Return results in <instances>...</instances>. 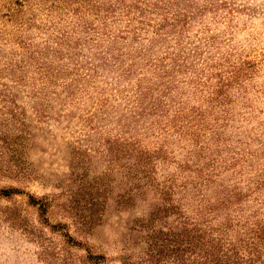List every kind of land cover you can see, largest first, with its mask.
<instances>
[{
	"label": "rangeland",
	"instance_id": "374dc122",
	"mask_svg": "<svg viewBox=\"0 0 264 264\" xmlns=\"http://www.w3.org/2000/svg\"><path fill=\"white\" fill-rule=\"evenodd\" d=\"M184 164L264 224V0H0V264H183Z\"/></svg>",
	"mask_w": 264,
	"mask_h": 264
},
{
	"label": "trees",
	"instance_id": "16d2710c",
	"mask_svg": "<svg viewBox=\"0 0 264 264\" xmlns=\"http://www.w3.org/2000/svg\"><path fill=\"white\" fill-rule=\"evenodd\" d=\"M63 1L71 4L75 0ZM16 3L22 5L21 2ZM165 6H167V2L164 7ZM192 8H194L193 13H196V8L194 6H192ZM180 14L181 12L174 16L172 13L171 18L174 16L172 19L176 22H180ZM182 21L184 22L185 19ZM163 23L167 26H176L174 23L167 22L165 16L163 17ZM156 25V34H161L167 29L162 27L163 24ZM169 78L171 79V75H169ZM152 84V87L148 88V86H146V91H143L144 93H142L144 98H140V100L145 101L147 105L156 107L157 105L154 103L155 101L160 100L161 97H166L168 95V98H170L171 87L170 82L163 90L158 89V85L154 83ZM158 92H160L159 96L157 94ZM214 101L217 100L211 99V102ZM218 102L222 104L221 101L218 100ZM180 113L181 109L175 110V114H177L176 117H181L179 120L183 121V116L180 115ZM199 115H202V112H200ZM199 130L201 129L199 128ZM197 136L198 134L193 137L195 143L198 142ZM192 150L201 151L200 148ZM184 166L188 167L187 169L190 174L185 182L187 183L186 188L194 189L200 201L197 202L198 209L194 214L184 213L178 206L177 214L182 217L181 220H183V223L181 230L175 233L173 240L174 244L172 251L176 252L175 259L180 252L181 255L184 256L182 260L184 261L183 264H264V249L262 248L264 240V224L261 225L255 220H252L250 222L251 224H248L247 226L253 225V228L241 233L235 228L236 225H232L229 219L227 221H224L223 219L221 221L224 222L220 221L215 225L213 220L216 218L215 215L224 207V200L217 198L212 201L210 197H205L208 195L204 194V190L209 183H212V181H209V178L207 177L203 178L199 168H195L194 166L191 167L187 164H184ZM197 166L198 165H196V167ZM142 172L145 173V171ZM163 192L165 196L170 195V192H166L165 190H163ZM192 198L194 199V197ZM167 200L165 198V201ZM158 210H162V208H159ZM178 261L181 260L179 259Z\"/></svg>",
	"mask_w": 264,
	"mask_h": 264
}]
</instances>
